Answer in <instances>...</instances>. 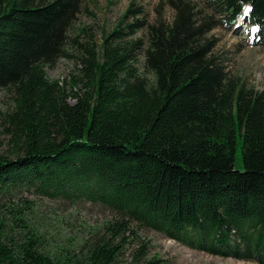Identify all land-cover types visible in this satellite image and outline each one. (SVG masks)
<instances>
[{
  "label": "trees",
  "instance_id": "trees-1",
  "mask_svg": "<svg viewBox=\"0 0 264 264\" xmlns=\"http://www.w3.org/2000/svg\"><path fill=\"white\" fill-rule=\"evenodd\" d=\"M199 2L167 0L153 20L131 3L98 45L92 27L70 34L83 0H0V90L14 102L0 198L20 187L116 214L81 251L54 254L22 210H1L0 264H115L133 224L264 264V91L230 77L208 37L242 21L263 44L264 0ZM62 59L78 74L49 79Z\"/></svg>",
  "mask_w": 264,
  "mask_h": 264
},
{
  "label": "rangeland",
  "instance_id": "rangeland-1",
  "mask_svg": "<svg viewBox=\"0 0 264 264\" xmlns=\"http://www.w3.org/2000/svg\"><path fill=\"white\" fill-rule=\"evenodd\" d=\"M194 1L200 3L199 0ZM166 2L167 0H83L82 12L70 34L76 37L82 28L92 27L97 44L100 45L103 30L111 32L131 3L143 6L153 20L155 8ZM164 13L165 19L170 22L173 11L165 7ZM248 30L252 33H248ZM253 32V26H246L239 21L238 25L228 30L215 29L208 37L216 43L213 54L226 67L230 77L240 78L248 88L264 91V43H255ZM136 38L147 41L146 31H140ZM137 58L136 67L139 72L151 79L152 76L145 67L144 51L140 52ZM77 70L75 61L62 59L56 68H47L46 72L49 79L64 81L78 74ZM73 102L70 101L71 105ZM13 104V93L0 90V155L4 156L10 154V138L5 133L3 117L13 109ZM235 168L244 170L240 145ZM10 207L22 210L27 216L28 226L42 236L44 248L54 254H59L63 249L81 251L86 242L92 240L95 235H104L105 225L116 217L114 212L98 204H73L64 200H52L36 194L33 190L27 191L20 187L0 198V211ZM143 252L145 255L140 259ZM153 258H157L161 264H257L254 261L200 252L158 232L133 224L115 264H146Z\"/></svg>",
  "mask_w": 264,
  "mask_h": 264
},
{
  "label": "bare ground",
  "instance_id": "bare-ground-1",
  "mask_svg": "<svg viewBox=\"0 0 264 264\" xmlns=\"http://www.w3.org/2000/svg\"><path fill=\"white\" fill-rule=\"evenodd\" d=\"M247 10V8L245 9V11Z\"/></svg>",
  "mask_w": 264,
  "mask_h": 264
}]
</instances>
